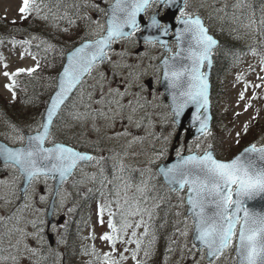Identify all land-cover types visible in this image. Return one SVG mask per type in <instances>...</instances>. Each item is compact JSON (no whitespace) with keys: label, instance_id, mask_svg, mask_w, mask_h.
Listing matches in <instances>:
<instances>
[{"label":"rangeland","instance_id":"rangeland-1","mask_svg":"<svg viewBox=\"0 0 264 264\" xmlns=\"http://www.w3.org/2000/svg\"><path fill=\"white\" fill-rule=\"evenodd\" d=\"M83 1L88 3L87 8L73 21L68 20L62 25L54 24L67 39L80 38L84 35L83 30L90 33L96 31V22L99 21L100 24L105 22L103 12L98 9H106V5L113 0ZM22 2L23 0H0V26L8 29V22L19 23L24 19L19 12ZM253 2L254 0H252V4ZM235 3L236 0H189L187 9L189 12L201 15L209 30L225 43L222 42L224 45L214 50L212 103L215 117L209 135L189 140L182 137L180 141L175 142L177 126L173 124L170 106L164 100V91L160 88L162 68L159 61L165 52L158 43L150 45L139 42L137 37L139 32L131 40L113 44L109 56L118 67L113 68L112 62H105L100 64L91 76L84 79L54 125L53 137L57 142L62 141L80 149L93 151L97 158L104 157L109 169L106 168L104 160L100 163L95 160L90 161L81 165L71 179L61 187L57 197L56 217L62 215L65 218L62 222L55 223L53 225L55 227L52 226L51 228L55 234L53 247L50 246L47 236V207L54 190L53 180L45 181L41 177L39 180L33 181L32 186L28 189L27 197L17 199L10 194V186L14 184L17 189H20L23 179L17 178L19 174L14 169L5 167L4 163H0V197L12 201L5 204L4 199H0V217L10 216L20 208L21 211L18 215L23 217L20 227L27 225L26 231L33 232L35 230L30 224H27V221L35 220L43 228L41 233L44 237L43 241L37 243L32 237L27 239L31 248L40 249L39 264H42V261L43 264H46L43 258L47 256H52L54 264H103V254L111 252L112 249L108 242L101 240L100 237L106 232L111 233V230L107 227V220L109 219L107 211L104 213L105 223L103 225L99 223L98 205L104 203L105 199L112 201L111 209L117 213L112 219L119 227L120 216L113 186L121 182L114 180L109 174L116 172V176L125 178V176L120 175L125 170L128 172L135 171V177H137L138 170L140 175H143L138 184L134 185L130 182L132 187L129 189L128 195L130 197L136 196L141 201H144L146 197V204L142 203L141 206L147 207L152 212L156 209V205H160L159 210L161 212L156 217L159 219L162 216V224L167 225L165 228L172 231L168 234L167 239L172 244L173 251L169 256L164 257L163 264H197V262L207 264L206 260L200 259L198 250L192 248V221L190 218L187 221L189 235L187 237L181 235L186 230L184 223L186 207L179 205L180 197L184 196L185 192L177 194L165 190L156 199V196L149 195L146 191L144 196H141L140 193L136 192V186H143L141 182L144 178V184L149 187L151 177L154 178L155 167L153 165L157 166L168 159L173 149L174 155L181 149L188 153L187 148L189 146L193 152L202 153L211 144L219 158L230 159L248 144L256 143L257 146L264 144V80L260 79L264 77L260 63L261 58L264 57V35L244 28L241 21L243 23H247V21L243 16H241L240 21L233 19L234 12L240 15V12L233 8ZM226 4L227 8L224 7ZM45 7L49 11V6L45 5ZM157 8L158 6L153 4L148 14L156 12ZM220 9L224 10L220 11ZM248 11V9H244L245 13ZM35 16L39 19L42 15L36 14ZM256 18L259 19L260 16L256 15ZM92 38L96 37L92 36ZM41 40L42 38H37L35 41ZM30 42L34 43L32 40ZM80 42L79 39L78 43ZM251 48L256 49V55H253ZM36 64V56H31L29 52L18 45L17 41L8 40L2 44L0 48V138L12 145H19L15 141L18 133L13 131L12 126L15 125L16 128L24 132L27 130L25 126L34 125V122L37 121L39 108L37 107L38 104L33 107L24 106L22 108L16 98V93L15 98H13L14 87L17 83L16 76L10 79L4 73H15L19 68H34ZM101 73L107 77L106 80L101 79ZM238 76L242 79L238 80ZM149 78L153 79L152 87L148 86L147 80ZM46 79L45 85L49 87L51 84L48 82L49 77ZM125 79L131 81L132 88L129 91L136 93V95L127 97L124 103H127L128 99H133L134 102L139 100L144 107L138 108L132 123H129L126 118L122 119L120 116H116L114 126H112L111 121L98 117L94 111L102 107V105L95 103L100 98L99 85L103 84L105 91L109 86H120L123 90ZM13 80L15 85L10 91L5 86L11 84ZM93 85L96 87L94 88ZM256 85H261V87H256ZM241 92H244V99L242 100L240 99ZM90 93L91 99L89 98ZM104 110L107 111L106 108ZM18 112H22V115ZM129 112L130 109H125L123 116L126 117ZM8 113L15 115L16 118L8 116ZM78 114L81 115V119H74V116ZM109 115L111 116L112 113ZM137 121L140 122V127L136 126ZM245 125H247V132H245ZM125 132L128 134L117 135V133ZM237 133H239V137H237ZM237 139H239V143H237ZM197 144L200 145V149L196 148ZM161 152L163 155H160ZM110 154L115 161L111 171V163L107 159ZM121 164L124 166L122 172L119 170ZM102 168L103 173L101 172ZM105 177L107 180L113 181V186H109ZM102 181H104L103 184ZM112 187L113 193H110L109 190ZM102 192L104 195H101ZM20 194V191L17 192L19 197ZM121 195H123V191H121ZM41 197L44 198L41 199ZM165 203H168V208H166ZM25 204L29 207L23 208L22 206ZM77 205L80 206L77 211H74ZM165 209L166 212H162ZM177 212L180 215H177ZM154 215L155 213H152V217ZM128 219L134 225L141 217L134 216L128 217ZM143 219L149 229L151 220L148 219L147 214L143 215ZM40 221L44 223L40 224ZM70 221L74 222L75 229H77V237L72 243L76 245L74 252L68 248L69 245L64 240V232L67 231L66 228ZM13 224L14 221L7 222L8 228H11ZM79 224L81 225L79 226ZM133 230L137 233L136 237H131ZM5 231V227L0 223V233ZM143 233V226L134 227L128 230L125 239L142 238L143 242L147 241V243L153 241V233L147 236H143ZM93 236L95 239L92 238ZM15 240L16 237L14 236L12 242L15 243ZM153 243L151 246L158 248L161 242ZM0 247L8 249L7 240ZM116 247L126 257L120 264H136V261L131 258V251L136 247L134 243L123 244L118 242ZM125 248H128L129 251L125 252ZM11 251L13 255L19 257V264H36L37 257H33L24 251L23 245H21L20 252L17 253L15 249H11ZM144 251L145 247L142 245L137 259L142 264H153V257H149L150 255L146 257ZM6 255H8L7 251L0 252V256ZM0 264H13V262L8 260L0 262ZM218 264H230V260L224 259Z\"/></svg>","mask_w":264,"mask_h":264},{"label":"snow or ice","instance_id":"snow-or-ice-1","mask_svg":"<svg viewBox=\"0 0 264 264\" xmlns=\"http://www.w3.org/2000/svg\"><path fill=\"white\" fill-rule=\"evenodd\" d=\"M153 4L162 5L166 9L175 8L178 12L175 19L180 27L175 28L173 32L176 52H172L167 40H161L158 36L143 37L145 44L156 45L158 43L169 53L161 61V67L163 68V80L167 82V88L170 90L173 124L177 122L185 109L193 105L195 106V111L192 114L193 126L198 123L197 131L201 135L210 134L208 116L206 115L209 104V83L207 73L202 69L206 65L211 66L212 52L217 41L209 34V29L205 26L201 16L187 10L189 0H113L108 4L107 9H98L103 12L106 19L104 24L96 22L97 30L91 33L96 38H86L80 46L74 47L67 55V63L63 67V71L58 74L56 91L40 119L35 121L34 125H28V133L22 132L15 125L12 126L13 131L18 133L15 141L19 146L9 147L0 144V160L3 161L5 167L14 169L19 174L17 178H22L24 181L22 189H17L14 184L10 186L12 196L19 199L17 192L22 191L26 198L33 181H37L41 177L45 181L58 178V185L54 192L59 195V186L82 162L95 160L100 163L104 160V157L97 158L57 142L53 137L55 118L58 117L61 106L69 99L73 90L84 82L83 78L86 75L91 76L100 64L112 62L109 56L111 46L120 41L131 40L141 31L137 17ZM224 7L227 8V4ZM233 8L240 12V15L233 13L235 21H240L243 16L247 21V23L241 21L244 28L264 35V4L261 5L259 19L256 18L252 0H236ZM244 9L249 11L245 13ZM223 10L220 9V11ZM33 11L39 16L42 11L41 3L38 0H23L19 9L22 18H27V15ZM49 12H51L50 8ZM157 16L158 14H153L149 17L147 28L159 29L162 35L168 36L170 34L169 26L162 24ZM40 18L46 20L48 16ZM126 29L128 30L126 31ZM22 43L27 44L30 41ZM251 51L253 55L257 54L255 48H251ZM260 63L261 70L264 71V57L261 58ZM112 66L113 68L118 67L114 62H112ZM38 67L39 63L37 62L34 68H19L15 73L5 72L4 75L10 79L25 72L31 75ZM100 76L102 80L107 79L104 73H101ZM237 79L240 80L242 77L238 76ZM260 79L264 80V77ZM123 84V90L120 86H109L106 91L103 84L99 85L100 98L95 103L102 107L94 111L98 117L111 121L112 126H114L116 116H120L122 119L126 118L129 123H132L138 108L144 107L139 100L134 102L133 99H128L127 103H124L127 97H134L136 93L129 91L132 88L130 80L125 79ZM14 85L15 81L13 80L5 87L11 91ZM93 87L95 88L96 85ZM256 87H261V85H256ZM13 98H15L14 91ZM89 98L91 99V93ZM240 99H244V92L240 93ZM105 108L107 111L104 110ZM125 109H130L126 117L123 116ZM109 113L112 115L110 116ZM74 119H81V115L74 116ZM136 126L140 127L139 121L136 122ZM245 132H247V125H245ZM126 134L128 133H117V135ZM237 137H239V133H237ZM237 143H239V139H237ZM196 148L200 149V145L197 144ZM183 152L184 149L178 150L174 163L159 168V174L163 176L170 192L186 193L180 197L179 205L187 206L184 221L186 230L181 235L185 237L189 235L187 221L190 218L192 221V248L198 250L200 259L206 260L207 264H218L224 259H229L230 264H264V212L254 211L248 206L249 201L258 196H264V146L257 147L256 143H252L230 159L218 158L211 144L203 150L202 154L193 152L191 146L187 148L189 154L185 155ZM160 155H163V152ZM119 170L121 172L124 170L122 164ZM101 172L103 173V168ZM113 179L121 182L113 186L117 197L116 204L120 222L117 227L112 219L117 213L111 209V200L105 199L104 203L98 205L99 223L101 225L105 223L104 213L107 211L109 216L107 227L111 230V233L106 232L100 237L101 240L108 242L112 249L111 252L103 254V264H120L122 260L126 259L123 252H119L116 247L118 242L134 243L136 247L131 251V258L136 261V264H142L137 256L141 250L143 239H125V236L129 229L141 226L144 227L143 236H147L149 229L143 215L147 214L148 219L151 220L152 211L141 206L142 203L146 204V197L144 201H141L136 196L128 195L132 185L127 180L115 175ZM105 180L108 184H112V180H107V177ZM101 183L103 184L104 181ZM141 184L143 186H136V192L144 196L147 185L143 181ZM121 191H123V195H121ZM101 195L104 193L102 192ZM43 198L41 197V199ZM0 199H4L5 204L12 202L4 197H0ZM22 207L26 208L29 205L25 204ZM20 211L21 209L18 208L10 216L0 217V223L6 229L4 233H0V245H3L5 240L9 245L8 249L0 247V252H8V255L0 256V262L11 260L13 264H19V257L13 255L11 249H15L18 253L23 245V250L31 256L37 257L36 264H39L40 249L31 248L27 239L32 237L37 243L43 241L44 237L41 235L43 228L35 220L27 221V224H30L35 230L33 232L26 231L27 225L20 227L23 220V217L18 215ZM176 214L180 215L179 212ZM134 216H140L141 219L133 225L128 217ZM11 221H14V224L8 228L7 222ZM43 223L40 221V224ZM14 236L16 237L15 243L12 242ZM136 236L137 233L133 230L131 237ZM92 238L95 239V236ZM152 242L149 241V245ZM124 251L127 252L129 249L125 248ZM93 252L95 253L94 249ZM144 255L149 256V251L145 250Z\"/></svg>","mask_w":264,"mask_h":264},{"label":"trees","instance_id":"trees-1","mask_svg":"<svg viewBox=\"0 0 264 264\" xmlns=\"http://www.w3.org/2000/svg\"><path fill=\"white\" fill-rule=\"evenodd\" d=\"M38 2L41 3L42 8L39 16L46 15L48 16V19H42L40 18L41 16L39 19L36 18V14L33 11L30 15H27V18H24L19 23L8 22V29H4L2 26H0V48L5 41H17L18 45L26 50V52L36 56V60L39 63V67L31 75L27 74L26 72L16 75L17 83L14 87L16 98L22 108L24 106L33 107L38 104L37 107L39 108V115L37 120L40 119L48 99L55 89L57 74L64 62L66 52L70 49V47L76 45L79 39L82 41L86 38H92V35L89 31L83 30L82 32L84 35H82L80 38L67 39L62 35V32L59 30V28L54 25H62L68 20L73 21L76 16L78 17L86 10L88 3H85L83 0H38ZM262 4H264V0H254L253 2V9L255 10L257 16H261L260 9ZM45 5L49 6L51 12L46 9ZM33 37H35V39H33ZM37 38H42V40L35 41ZM31 40L34 41V43H22L23 41ZM52 62L54 66L52 65ZM46 77H49L48 82L51 83L49 84V87L45 85L47 81ZM40 81L42 82L41 85ZM18 114L22 115V112H18ZM8 116L16 118L15 115L10 113H8ZM19 118L22 119V117ZM25 129L28 130V127L25 126ZM153 167H155L153 173L154 178L151 177L150 184L149 187H147L146 192L149 195L156 196L157 199L158 196L161 195L165 190H168V187L163 183L161 176L158 174L156 169L157 166L153 165ZM106 168L109 169L108 166ZM138 172L140 171L138 170ZM139 178L141 179V177ZM165 205L167 206L166 208H168V203H165ZM159 208L160 205L152 212L155 213V215L152 217L151 223L149 224L148 234L153 233L155 238L153 240L154 243L158 241L161 243L158 248H153V245H149L147 241H144L142 244L144 245L145 250L150 249L149 257H153V264H163L164 257L166 255L169 256V254H171L173 251L172 244L167 239L168 234L172 233V231L165 228L167 225L162 224V216L159 219L156 217V215L161 212ZM162 212H166V209ZM66 229L67 231L64 232V240L68 243V248H71L74 252L76 245L72 243H74V240L77 237V229H75L72 221L69 222V225ZM43 260L46 264H54V259L52 256H47L46 258H43Z\"/></svg>","mask_w":264,"mask_h":264},{"label":"water","instance_id":"water-1","mask_svg":"<svg viewBox=\"0 0 264 264\" xmlns=\"http://www.w3.org/2000/svg\"><path fill=\"white\" fill-rule=\"evenodd\" d=\"M107 7H108V5L106 6V9H107ZM154 14H158L157 18H158V20H159L161 23H165L166 25L169 26L170 34H169L168 36H164V35L161 34V31H160L159 29H149V28H147V24L149 23V18H146V16H145V12H142V13H140V14L138 15V17H137V21H138V23L140 24V27L142 28V31H141V32L139 33V35H138V39H139V41H140V42H143V41H144V40H143V37H144V36H158L161 40H167V41H168V44H169V47H172L171 44H170V41H172V40L175 41V38H174L173 33H171V32H174V29H175V28L180 27V25L177 24L176 19H175V17L178 15V12L176 11L175 8H172V9H166V12H165L163 15H160L159 11H157V12L154 13ZM152 15H153V14H151L150 16H152ZM201 18L203 19V17H201ZM203 21H204V19H203ZM204 24H205V22H204ZM205 26H206V25H205ZM206 27H207V26H206ZM207 28H208V27H207ZM127 30H128V29H126V31H127ZM209 34L212 35L213 38L217 41V45L213 48V50H214L215 48H217V47L219 46V44H220L221 41H220V39H219L218 37H216L215 35H213L212 33H210V31H209ZM82 42H84V41H82ZM82 42H81V43H82ZM81 43L77 44V45L74 46V47H78V46H80ZM74 47H73V48H74ZM73 48L70 49V50L66 53V55H65V59H64V63H63V65H62V67H61L59 73H61V72L63 71V67H64V66L66 65V63H67L66 57H67V55L71 52V50H73ZM111 48H112V46H111ZM176 51H177V49H176ZM176 51H175V52H176ZM166 56H167V55H165V56L163 57V59H164ZM163 59H162V60H163ZM211 59H212V64H211V66H210V67L207 66L205 70L202 69V71H205V72L207 73V78H208V83H209V88H208V99H209V104H208V110H207V113H206V115L208 116V130H210V129L212 128V125H213V118H214V116H213V112H212V101H211V95H212V81H211V75H212V69H213V66H214L213 52H212V57H211ZM162 60H160V62H159L160 64H161V61H162ZM162 69H163V68H162ZM59 73H58V74H59ZM86 76H87V75H86ZM86 76H85V77H86ZM85 77H84V78H85ZM84 78H83V80H84ZM57 82H58V76H57ZM57 82H56V86H57ZM148 84H149L150 87H152V80H151V79H149ZM160 87H161V89L164 90V99H165L166 102L169 103V106H170V105H171V102H172V101H171V96H170V94H169V93H170V90L167 88V82L163 80V70H162V77H161ZM76 89H77V88H76ZM76 89L73 90V92L70 94V97H69V99L66 100L65 104H66V103L70 100V98L73 96V94L75 93ZM55 91H56V88H55V90L53 91V93L51 94L50 98L54 95ZM50 98H49V100H48V103H47L46 107H47L48 104L50 103ZM65 104L61 106V109H60L59 115H60V113H61L63 107L65 106ZM45 109H46V108H45ZM170 109H171V108H170ZM194 111H195V106L190 105L187 109H185L184 113L178 118V120H177V122H176V125H177V127H178V133H177V135H176L175 142H176L177 140L180 139L181 134L183 133L184 130L186 131V139H191V138H194V137H196V136H202V135L197 131V128L199 127L198 123H197L195 126H193V122H192V114H193ZM44 112H45V111H44ZM59 115H58V116H59ZM57 118H58V117H57ZM57 118H55V120H56ZM25 133H28V131H26ZM60 143H64V144H66L67 146L73 147V146H71L70 144H67V143H65V142H60ZM0 144H5V145H8L9 147H18V146H19V145H17V146L11 145V144H9L8 142L4 141V140L1 139V138H0ZM249 145H250V144H249ZM249 145H247V146H245V147H248ZM49 146H50V145H49ZM261 146H264V144L261 145ZM261 146H257V147H261ZM245 147H244V148H245ZM73 148H75V147H73ZM244 148H243V149H244ZM75 149L78 150V151H81L82 153H85V154H88V155H92V156H93V154H92L91 152H88V151H85V150H80V149H78V148H75ZM243 149H241L239 152H241ZM173 150H174V149H173ZM173 150H172V153H171V155L169 156V158H168L167 160L163 161V162L158 166V169H157L158 172H159V168H160V167H163V166H165V165H169V164L175 162V160H176V156L173 154ZM213 150H214V149H213ZM194 152H197V151H194ZM239 152H238V153H239ZM238 153H237V154H238ZM183 154L187 155V154H189V153H183ZM0 163H3V161L0 160ZM82 163H85V162H82ZM82 163H81V164H82ZM74 171H75V169L73 170L72 174L74 173ZM72 174H71V175H72ZM71 175H70L68 178H70ZM161 177H162V179H163V181H164V178H163L162 175H161ZM68 178H67V179H68ZM54 181H55L54 189H56V187H57V185H58V178H57V180H54ZM164 183H165V181H164ZM165 184H166V183H165ZM61 186H62V185L59 186V189H60ZM23 187H24V181L22 182V185H21V188H20V189H22ZM21 197H24V194H23L22 191H21ZM56 199H57V195L55 194V192H53V196H52V198H51V200H50L49 207H48V211H47L48 226H49V227H50V225H51V224L54 222V220H55V217H54V211H55V207H56ZM248 206H249L252 210H254V211H261V212H264V196H258V197H256L254 200L249 201V202H248ZM186 213H187V211H186ZM63 219H64V217H60V218L58 219V223L62 222ZM48 235H49V238H50L51 243L53 244L54 234H53L52 232H49Z\"/></svg>","mask_w":264,"mask_h":264},{"label":"flooded vegetation","instance_id":"flooded-vegetation-1","mask_svg":"<svg viewBox=\"0 0 264 264\" xmlns=\"http://www.w3.org/2000/svg\"><path fill=\"white\" fill-rule=\"evenodd\" d=\"M160 9V8H159ZM162 10V9H161ZM215 60V59H214ZM153 80V79H152Z\"/></svg>","mask_w":264,"mask_h":264}]
</instances>
